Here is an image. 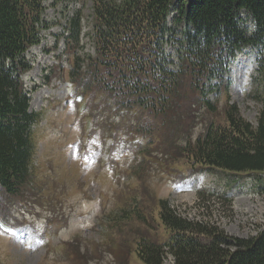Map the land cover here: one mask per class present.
Masks as SVG:
<instances>
[{
    "label": "trees",
    "instance_id": "obj_1",
    "mask_svg": "<svg viewBox=\"0 0 264 264\" xmlns=\"http://www.w3.org/2000/svg\"><path fill=\"white\" fill-rule=\"evenodd\" d=\"M42 3L0 0V186L13 196L32 179L34 166L32 125L40 115L29 111L21 76L30 69L23 54L39 43L44 28ZM91 6L93 53L81 54L80 11L60 33L70 56L66 77L90 114L101 106L118 118L125 128L121 137L139 149L145 162L127 169L128 179L139 185H128L132 202L101 222L116 264H128L126 257L133 253L145 264H163L169 255L174 264H264V225L248 238L230 236L212 211L202 220H189L143 189L145 173L154 165L173 176L184 173L182 168L264 174V0H91ZM243 13L253 22L250 33L241 25ZM169 41L175 59L166 54ZM254 47L261 52V79L253 92L261 102L255 125L234 103L218 112V103L210 101L211 93H228V65L236 52ZM198 108L211 118L198 122ZM99 126L117 140L111 122ZM254 180L264 184V178ZM208 196L231 206L224 193ZM80 253L79 246L65 256L81 264Z\"/></svg>",
    "mask_w": 264,
    "mask_h": 264
},
{
    "label": "rangeland",
    "instance_id": "obj_2",
    "mask_svg": "<svg viewBox=\"0 0 264 264\" xmlns=\"http://www.w3.org/2000/svg\"><path fill=\"white\" fill-rule=\"evenodd\" d=\"M45 7L44 20L49 28L42 31L40 44L25 54L32 68L24 76V85L31 95V111L40 115L32 126L35 150L32 180L19 187L20 199L29 208L10 209L6 211V218L46 233L47 240L33 239L32 235L25 234L24 227L9 236L0 230V264H75L65 254L79 246L81 264H116L103 241L101 222L106 221L110 212L128 207L132 202L127 169L145 162L139 161L140 151L135 154L132 146L121 137L125 131L121 122L108 119L97 110L92 111L90 119H83L82 104L75 106L73 100L66 103L69 83L63 75L68 68V57L63 40L59 38L57 44L56 36L69 17L81 11L82 53L92 51L86 35L91 26V1L64 0L52 4L51 0H45ZM172 43L166 44V51L171 54L175 50ZM59 53L61 57H57ZM243 54L244 59L239 55V66H230L228 93L211 94L210 97L211 102L218 103V112H222L228 102L234 103L244 119L255 125L261 102L253 92L261 79L258 70L261 52L247 49ZM199 110L198 122L211 118L205 109ZM105 120L116 128L113 132L117 140L112 145L111 155L106 151L109 140L106 143L102 139L99 126ZM201 128L202 124L195 128L193 135ZM152 143L157 146L158 142L153 140ZM164 144L159 140V145ZM182 170V181L178 183L179 176L171 177L154 165L145 173V193L166 200L170 208L189 220H202L212 211L219 228L230 236L248 238L262 229L264 184H257L254 179L264 178V174L255 177L219 169ZM132 185L139 186L135 182ZM200 191L202 195L198 194ZM210 193L218 197L224 193L232 201L231 206L224 199L209 197ZM11 199L14 198L0 193V203ZM137 199L143 200L141 196ZM1 210L4 212L3 208ZM55 216L65 217L66 224L60 227V222H49L46 231L47 221ZM126 260L128 264H145L134 253ZM163 264H174L172 257L167 256Z\"/></svg>",
    "mask_w": 264,
    "mask_h": 264
},
{
    "label": "bare ground",
    "instance_id": "obj_3",
    "mask_svg": "<svg viewBox=\"0 0 264 264\" xmlns=\"http://www.w3.org/2000/svg\"><path fill=\"white\" fill-rule=\"evenodd\" d=\"M241 55V54H240ZM243 57V56H242ZM240 57H239V55L236 57V59H235V61H234V63H233V65H232V67L235 65L236 67L237 66H239V59ZM215 91V90H214ZM209 92H211V91H209Z\"/></svg>",
    "mask_w": 264,
    "mask_h": 264
}]
</instances>
